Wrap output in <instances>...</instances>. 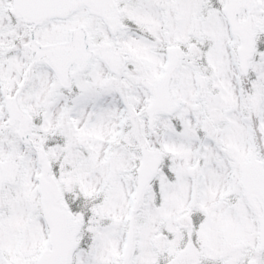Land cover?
Here are the masks:
<instances>
[{
    "label": "snow or ice",
    "instance_id": "obj_1",
    "mask_svg": "<svg viewBox=\"0 0 264 264\" xmlns=\"http://www.w3.org/2000/svg\"><path fill=\"white\" fill-rule=\"evenodd\" d=\"M0 264H264V0H0Z\"/></svg>",
    "mask_w": 264,
    "mask_h": 264
}]
</instances>
